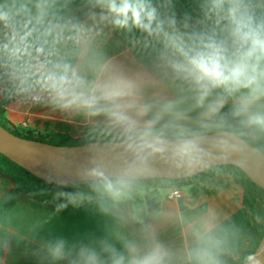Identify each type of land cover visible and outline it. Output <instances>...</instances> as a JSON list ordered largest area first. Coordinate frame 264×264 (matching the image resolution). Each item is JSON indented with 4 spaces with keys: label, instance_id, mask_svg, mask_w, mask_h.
Returning <instances> with one entry per match:
<instances>
[{
    "label": "crops",
    "instance_id": "crops-1",
    "mask_svg": "<svg viewBox=\"0 0 264 264\" xmlns=\"http://www.w3.org/2000/svg\"><path fill=\"white\" fill-rule=\"evenodd\" d=\"M96 2L0 0L8 17L0 21V100L9 101L5 117L13 126L80 138L88 125L101 124L129 137L152 128L146 106L163 123L190 130L242 103L249 135L264 142V125L254 122L264 118V78L257 73L247 87L213 86L198 80L189 63L214 45L232 67L249 45L234 35L230 10L258 27L264 0H146L156 13L151 33L116 27L99 4L81 23V54L69 85L42 91L51 83L46 78H55L76 15ZM16 48L21 51L14 54ZM168 190L152 184L76 207L50 206L23 196L0 175V264H226V256L243 255L252 218L230 174L189 184L180 200L168 199ZM263 215L259 205L258 218Z\"/></svg>",
    "mask_w": 264,
    "mask_h": 264
},
{
    "label": "water",
    "instance_id": "water-1",
    "mask_svg": "<svg viewBox=\"0 0 264 264\" xmlns=\"http://www.w3.org/2000/svg\"><path fill=\"white\" fill-rule=\"evenodd\" d=\"M189 145L191 157L179 150ZM0 153L54 185L97 179H170L235 165L264 189V152L231 131L178 139L157 135L60 146L23 138L0 124ZM245 264H264V235Z\"/></svg>",
    "mask_w": 264,
    "mask_h": 264
},
{
    "label": "trees",
    "instance_id": "trees-1",
    "mask_svg": "<svg viewBox=\"0 0 264 264\" xmlns=\"http://www.w3.org/2000/svg\"><path fill=\"white\" fill-rule=\"evenodd\" d=\"M99 4L100 3L96 2L93 6L80 11L73 21L71 35L63 47L61 59L55 72V79L57 81L60 77H65L66 82L60 84L58 88H66L69 85L75 66L81 54V48L78 44V32L81 23L88 16L91 9ZM20 83L23 82L18 81L9 88H5V90L14 88ZM40 89L42 91L53 90L50 85L40 86ZM8 103L9 101L5 98L0 100L1 125L6 127L12 133L23 138L54 145L72 146L86 144L93 141L129 140L149 135H157L165 139H178L206 133L231 131L264 152V142L256 140L249 135L246 107L242 103L225 106L216 115L202 121L190 130H181L174 121L163 123L148 108V106H146L147 117L153 125L149 130L136 132L129 137H120L113 134L104 125L92 124L87 126L85 134L80 138H74L68 134L62 133L41 134L17 128L13 126L5 117V110ZM222 173L230 174L235 183L243 188V205L250 212L252 218V225L246 237L248 245L246 251L238 258L231 255L226 256V264H245L248 258L257 249L264 235V215L262 218H258L259 205L264 209V189L255 184L241 168L235 165L212 167L195 176L178 180L160 178L122 180L109 178L71 183L68 185H54L38 178L0 153V175L11 180L15 188L23 196L50 206L62 204L68 207H76L90 199L111 196L115 193H136L142 188L152 184H158L164 189L171 187L184 188L193 182H201ZM109 185H111V188H109Z\"/></svg>",
    "mask_w": 264,
    "mask_h": 264
},
{
    "label": "clouds",
    "instance_id": "clouds-1",
    "mask_svg": "<svg viewBox=\"0 0 264 264\" xmlns=\"http://www.w3.org/2000/svg\"><path fill=\"white\" fill-rule=\"evenodd\" d=\"M98 3L107 7L109 13L113 16V23L116 27L130 29L136 27L143 31L151 33L152 24L156 20L155 9L151 8L146 0H98ZM223 0H217V4H222ZM230 15L234 28V35L239 39L241 44H248V50L243 53L239 61L233 64L232 67H228L223 63L224 57L221 54V50L214 46L208 45L212 51L207 53H197L195 56L189 59V63L200 74L198 80L207 79L212 82L213 86L219 84H227L229 82L240 85L244 83V86H249V83L257 82V73L261 78H264V68L258 69L260 61H264V25L253 27L250 18H237L236 9L230 10ZM8 17L4 13H0V21H7ZM159 27V25H157ZM31 33H26L21 37V42L27 40V37ZM21 49H14V54L19 53ZM36 51L42 52V48H37ZM181 53L183 50L180 49ZM253 59L256 63H251ZM249 72L252 75H249ZM50 81V87L56 89L60 84L65 83V77H60L57 81L53 76L46 78ZM72 101H70L71 103ZM256 123L264 125V118H255ZM192 148L189 145L183 146L179 150L181 156L191 157ZM111 188V185H109ZM249 260L252 257L248 258ZM144 264H150L145 261Z\"/></svg>",
    "mask_w": 264,
    "mask_h": 264
},
{
    "label": "built area",
    "instance_id": "built-area-1",
    "mask_svg": "<svg viewBox=\"0 0 264 264\" xmlns=\"http://www.w3.org/2000/svg\"><path fill=\"white\" fill-rule=\"evenodd\" d=\"M39 97L36 96L33 98V100H38ZM184 196V190L182 187H171L168 190L167 198L170 200H180Z\"/></svg>",
    "mask_w": 264,
    "mask_h": 264
},
{
    "label": "rangeland",
    "instance_id": "rangeland-1",
    "mask_svg": "<svg viewBox=\"0 0 264 264\" xmlns=\"http://www.w3.org/2000/svg\"><path fill=\"white\" fill-rule=\"evenodd\" d=\"M26 83V82H25Z\"/></svg>",
    "mask_w": 264,
    "mask_h": 264
}]
</instances>
